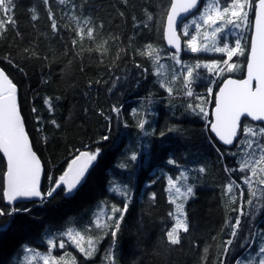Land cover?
Returning <instances> with one entry per match:
<instances>
[{"label": "trees", "instance_id": "16d2710c", "mask_svg": "<svg viewBox=\"0 0 264 264\" xmlns=\"http://www.w3.org/2000/svg\"><path fill=\"white\" fill-rule=\"evenodd\" d=\"M256 1L251 0L253 7L245 9L247 26L242 23L236 28L226 24L224 32L215 37L211 35L213 29L223 22L205 23L200 18L204 14L206 19L208 0L182 24L184 50L177 59L190 66L200 63L201 67L194 70V75L199 73V79L191 83L193 94L188 96L184 76H179L172 82L173 94L169 96L160 87L158 77L166 81L181 71L180 64L172 58L175 53L167 49L164 38L172 0H66L63 4L60 0H49L48 5L43 0H14L15 23L0 27V67L18 87L21 114L44 165L42 190L47 191L50 186L48 175L62 174L76 149L100 147L102 154L87 183L73 198H66L58 190L43 203L39 200L14 206L28 209L27 212L14 218L0 217V225L13 220L12 230L0 240V264H12L14 254L23 244H31L41 252L47 250L49 234L58 240L59 230H67L66 220L74 230H81L86 238L81 242L86 247L90 238L97 247L89 258L76 248L73 240L64 237L74 253L70 261L63 259V264H73V259L75 264H110L112 237L103 235V229L96 224L106 222L113 203L120 205V200L106 191V181L113 176L133 177L134 190V198L117 234L115 264H219L222 241L230 238L231 224L239 216L243 202L245 215L240 217L241 224L226 264L241 255L240 242L245 235L254 228L264 229V185L258 183L264 173L258 172L251 186L233 184L232 191H228V184L240 173H226L225 164L233 167L235 157L227 147L213 140L208 122L222 81L227 77L243 78L248 58L247 50L242 56H233L229 63H235L236 68L229 71L223 63L227 60L226 54L215 51L213 44L222 47L223 37L227 36L230 46L240 39L247 49ZM222 2L226 5L229 0ZM210 14L216 15L214 11ZM193 18L201 25L198 31L191 23ZM87 20L96 26L91 39L77 34L81 27L89 26ZM53 22L58 31L52 29ZM185 24L189 26V36L183 35ZM190 36L196 37L201 51L193 53L187 48ZM205 47L209 50L204 51ZM156 50L161 51L157 54ZM205 63L211 70L203 67ZM209 87L212 94L207 91ZM113 105L120 106L122 111L119 123L112 122L114 126L109 134L110 121L106 117L112 115ZM196 106L203 107L208 115ZM53 119L58 128L51 124ZM137 119L147 120L145 128L154 129L155 135L142 137ZM125 122L128 127L123 126ZM243 124L258 125L248 120ZM162 130L165 135L160 137ZM106 134L109 140L98 145L96 142ZM138 139L152 144L151 162L146 168L137 167L138 162L129 159ZM217 149L225 153L223 160ZM168 156L174 157L180 167L167 165ZM120 164H126L131 170H119ZM6 166L0 153V188L4 187ZM201 166L205 167V173L197 171ZM155 167H162L167 175L145 187L153 179L151 171ZM183 169H188L189 174L178 175ZM169 176L175 180L184 177L178 183L182 189L189 183L194 186V196L183 202L189 232L180 233L179 245H171L165 238L166 231L175 222L169 212L176 211L175 204L169 203L170 196L174 195L167 184ZM241 190L245 193L243 201L239 195ZM153 193L154 200L150 198ZM248 199L253 200L252 205L246 203ZM9 207L13 206L7 204L0 192V209ZM97 233L103 235L102 240H97Z\"/></svg>", "mask_w": 264, "mask_h": 264}, {"label": "snow or ice", "instance_id": "6c2138e0", "mask_svg": "<svg viewBox=\"0 0 264 264\" xmlns=\"http://www.w3.org/2000/svg\"><path fill=\"white\" fill-rule=\"evenodd\" d=\"M45 5H48L49 0H43ZM66 0H60V3H65ZM199 5V0H184L180 3V0L171 4V11L167 15V40L168 44L176 49V53L173 55V59L177 64H180L181 71L173 73L170 79L160 80L158 82L160 87L164 88L168 95L173 94L172 82L184 76V87L187 89L186 95L192 96L191 83L199 79V73L194 75V70L201 67L200 63L194 65L184 64L177 59L181 47L179 44V37L176 35L174 24L176 23V16L179 11L188 13L189 11L196 9ZM253 4L251 0H229L228 4H223L222 0H208L205 7V14L200 15L201 19H204L205 23L211 22L216 24L217 20L222 21L223 24L215 27L211 33L212 36H216L217 33L224 32V25L230 24L236 28H240L243 23L244 26L248 24V12L245 9H251ZM255 22H254V35L251 38L250 46L247 49L242 46L241 40L237 39L234 46H230L227 42V36H224L225 42L222 47H217L215 42L213 47L217 52H223L227 56V60L223 61L227 65L229 71L236 68L235 63H229L233 56L244 55L245 50L248 51L247 58V76L245 79H228L223 87L219 89V92L214 97L215 118L214 121H209V131L215 133L213 140L218 139L223 145L233 146L229 149V153L235 157L234 166L228 167L225 164L226 173H240L239 176L233 178L232 182L228 184V191H232L233 184L251 186L252 178L257 177L258 172L264 173V123L258 125L243 124V118H251L252 121L264 122V0H258L255 4ZM50 11V9H49ZM214 11L215 16L210 13ZM15 4L14 0H0V27L6 28L7 24L15 23ZM34 20L36 16L32 17ZM49 19H52L50 14ZM150 19V18H149ZM196 26L198 31L201 25L197 22L196 18L191 21ZM87 27H81L77 33L80 36H87L93 38L95 35V25L91 20H87ZM54 31H58V27L55 22L51 24ZM189 26L184 25V36H189ZM76 40H73L75 45ZM151 48V46H148ZM187 48L197 53L201 51V48L197 46L196 37L190 36L187 41ZM204 51L209 50L207 47ZM161 50H156L159 54ZM218 62H213V64ZM140 67V65H137ZM203 67L211 70L209 64L205 63ZM186 70V71H185ZM147 71V70H145ZM119 79V78H117ZM115 87V85H113ZM209 94H212L211 87L207 89ZM189 108H195L189 104ZM200 108V112L205 116L208 113L204 112L203 107ZM35 112L36 109L33 108ZM121 107L113 105L111 108L112 115L106 117L110 121L107 131L110 134L114 126L113 121L118 124L121 114ZM136 112V110H133ZM39 120V118H38ZM147 120L137 119V127L142 133V137H151L155 135V131L145 128ZM51 124L58 128L59 124L54 119ZM124 127H128L127 123L123 124ZM171 129H169L170 131ZM165 132L162 130L159 133L160 137H163ZM108 134L102 135L96 142L98 145L104 141L109 140ZM142 139V138H141ZM163 148V144L160 146ZM151 148L150 141L141 143V140L137 141V148L131 151L129 159L131 162H138L137 167L146 168L151 162ZM142 149V150H141ZM219 158L224 159L225 153L220 152L217 149ZM70 161H68L66 169L58 177L48 175L49 187L47 191L42 190L41 187V175L43 166L40 158L36 152L33 151L32 143L25 128V121L21 114L20 106L18 103V89L13 81L9 78L3 69H0V153H3L7 159L6 171L4 174V187L0 188V192L7 199L8 204L12 205L18 198H39L43 203L49 197H54L57 191L64 192L66 198H73L79 191V188L83 184L87 183L88 175L90 174V168L98 162L101 157L102 149L97 147L96 149L75 150ZM127 148L125 155H127ZM165 163L169 166L180 167L179 162L172 156H168ZM118 169L122 171L127 170L126 164L118 165ZM199 173H205V167L201 166L197 169ZM151 174L153 179L145 183V187L155 183V179L167 175L162 167H155L152 169ZM189 170L183 169L178 175H188ZM45 175H47L45 173ZM133 177L117 178L115 176L109 177L106 181V191L110 196H115L120 200V205L112 204L111 214L107 216L104 224L97 223L96 227L103 229V235H109L112 237L113 243L109 246L112 252V261L110 264H115V243L117 242V234L120 231L121 224L124 221L125 215L128 212L130 204L134 198V190L131 186ZM258 183L264 185V176H260ZM169 190L175 188L176 193H181V189L174 184V178L169 176L167 180ZM244 191L241 190L239 195L244 197ZM256 193L253 192V196ZM191 196H194V186L189 183L183 189V198L185 201ZM155 199L153 193L150 197ZM169 203L176 204V211L169 212L170 216H174V225L170 227L165 233L166 241L171 245L181 244L180 233H188L189 225L186 222L185 203H176V197L170 196ZM248 205L253 204L252 199L246 201ZM99 207V205L97 206ZM237 209H233L236 211ZM28 209H19L15 207H9L7 210L0 209V217L9 216L15 217L21 212H27ZM243 202L239 209V216L236 217L235 222L231 224V231L229 233L230 238L222 241V258L219 260V264H226L227 254L232 248L234 239L237 236V230L240 227L241 219L244 216ZM74 223V222H73ZM13 220H8L6 223L0 225V240L4 235H7L12 230ZM64 228L59 230V239L55 240L51 234L47 238L48 249L50 253L52 249H66V241L64 237H68L69 240L75 242V246L78 250L83 252L87 257H91L96 251L97 245L90 238L88 240V249L85 250L81 247V241L84 240V236L81 235V230H74L69 226V222L65 221ZM103 235L97 233V240H102ZM70 246V245H69ZM242 249L240 256H235L231 261V264H264V229L254 228L251 232L245 235L240 242ZM208 249L205 248L204 252L207 253ZM28 254L34 256H40L43 260V264H63L64 257L59 260L50 254L44 252H37L31 244H23L20 246V250L14 254L12 258V264H27V261L31 258ZM106 254V258H107ZM24 257V261H21V257ZM205 259H207L205 257ZM73 264L75 260L73 259ZM210 264V262H208Z\"/></svg>", "mask_w": 264, "mask_h": 264}, {"label": "water", "instance_id": "95a60500", "mask_svg": "<svg viewBox=\"0 0 264 264\" xmlns=\"http://www.w3.org/2000/svg\"><path fill=\"white\" fill-rule=\"evenodd\" d=\"M203 1H204V0H199V5H198V7H197L196 9H193V10L189 11L188 13H185V12H183V11H179V12H178V15L176 16V23L174 24V28H175V30H176V35L179 37V44H180V47H181V51H180V53H182V50H183V47H184V41H183V38H182L181 33H180V27H181V25H182V23H183L184 21H186L187 19H189L190 17H192L194 14H196V13L201 9V7H202V5H203ZM175 2H177V0H172V3H175ZM183 2H184V0H180V3H183ZM256 3H258V1H257ZM170 11H171V7H170L169 12H170ZM168 14H169V13H168ZM254 22H255V11H254V19H253V25H252V30H251L250 41H251V38H252V36L254 35V31H255V29H254ZM166 33H167V21H166V25H165V37H164V38H165V43H166V46H167V48H168L169 50H171V51H173V52L176 53V49L168 44V40H167V35H166ZM180 53H179V54H180ZM0 69H2V68L0 67ZM6 74H7V73H6ZM246 76H247V68H246V71H245V76H244L243 78H241V79H245ZM228 79H236V80H240V79H238V78L228 77L227 79H225V80L223 81V83L221 84L220 88L223 87L224 83H225ZM220 88H219V89H220ZM17 89H18V87H17ZM219 89H218L217 93L219 92ZM217 93H216V94H217ZM18 103H19V101H18ZM214 118H215V108H213V112H212V121H214ZM241 119H242V122H243L244 120H249V121H251V122H253V123H256V124H262V123H264V122H256V121H252L251 118H246V119H245V118L242 117ZM25 128H26V131H27L26 124H25ZM27 133H28V131H27ZM210 133H211V135H212L213 137H215V133H212V132H210ZM28 135H29V133H28ZM29 138H30V141H31V143H32V140H31L30 135H29ZM216 140H217V142H218L220 145H222V146H225V147H227V148H229V149H230V148H233V146L223 145L222 142H219V141H218V139H216ZM32 147H33V143H32ZM33 151H35L34 147H33ZM35 152H36V151H35ZM1 154L3 155V153H1ZM36 154H37V153H36ZM37 156L39 157L38 154H37ZM3 157H4V155H3ZM39 158H40V157H39ZM4 159H5L6 164H7V159H6V157H4ZM40 160H41V158H40ZM41 164H42V166H43V171H42V175H41V187H42V182H43V177H44V165H43L42 160H41ZM92 169H93V167L90 168V172H91ZM88 176H89V175H88ZM83 185H84V184H83ZM37 200H40V199H39V198H18L15 202H13V204H12L11 206H14L15 204L20 203V202H34V201H37ZM6 202H7V204H8L7 199H6ZM8 205H9V204H8Z\"/></svg>", "mask_w": 264, "mask_h": 264}, {"label": "rangeland", "instance_id": "374dc122", "mask_svg": "<svg viewBox=\"0 0 264 264\" xmlns=\"http://www.w3.org/2000/svg\"><path fill=\"white\" fill-rule=\"evenodd\" d=\"M186 22V21H185ZM184 22V23H185ZM183 23V24H184ZM183 27H184V25H183ZM181 30V29H180ZM181 32H182V30H181ZM213 99V98H212ZM211 99V100H212ZM184 178V177H183ZM183 178H180L179 180L177 179V180H175L174 179V184L176 185V187H178V188H180L182 191H181V193H176V190H175V188H172L170 191L171 192H174V195H172V196H174V197H176V203H183V202H185V203H187V201L189 200V198H191V197H189L188 199H187V201H185L184 200V198H183V189L181 188V186L178 184L179 183V181L181 182L182 181V179ZM175 206H176V204H175ZM86 238L84 237V240H85ZM93 240V242H94V239H92ZM87 246V244L86 243H83V242H81V247H83L85 250H87L88 249V247H86ZM55 251H57V252H59V254L58 255H55ZM80 251V250H79ZM37 252H41V251H39V250H37ZM45 254H50V255H52V256H55L57 259H60L62 256L64 257V259L65 260H71V258H72V254L74 253V251H73V249L71 248V247H69L67 244H66V249H59L58 247L57 248H55V249H52L51 251H50V253L49 252H47V250H45V251H43ZM81 252V251H80ZM83 253V252H82ZM31 258L27 261V264H43V260H42V258L40 257V256H34V255H32V254H30L29 255ZM69 260V261H70ZM68 261V262H69ZM67 262V261H66Z\"/></svg>", "mask_w": 264, "mask_h": 264}, {"label": "bare ground", "instance_id": "6f19581e", "mask_svg": "<svg viewBox=\"0 0 264 264\" xmlns=\"http://www.w3.org/2000/svg\"><path fill=\"white\" fill-rule=\"evenodd\" d=\"M246 70V69H245ZM8 75V74H7ZM10 78V77H9ZM237 78V77H236ZM17 86V85H16ZM220 87V86H219ZM129 170H131L129 167H127ZM134 169V168H133ZM255 184V183H254ZM98 186V185H97ZM103 187V186H102ZM105 188V187H104ZM102 189V188H101ZM98 202V201H97ZM14 207V206H13Z\"/></svg>", "mask_w": 264, "mask_h": 264}]
</instances>
